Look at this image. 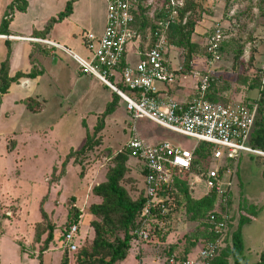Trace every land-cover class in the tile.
<instances>
[{
    "label": "rangeland",
    "instance_id": "rangeland-1",
    "mask_svg": "<svg viewBox=\"0 0 264 264\" xmlns=\"http://www.w3.org/2000/svg\"><path fill=\"white\" fill-rule=\"evenodd\" d=\"M6 1L0 0V16L5 10ZM163 1L147 0L141 6H147L142 18L136 19L137 25L140 22L136 50L141 53L150 46L153 12ZM188 1L192 9L186 16L194 19L197 31H192V34L199 39L198 43L201 42V53L189 54L187 59L186 48L174 47L168 41L167 55L174 48L178 50L179 54L174 55L182 72L187 65L190 67L189 64L196 69L201 68L198 72L210 71L213 85L208 92V100L223 104H261L259 94L264 86L261 69L264 63V0ZM88 2H92L90 14L98 24L103 15L102 9L98 1ZM6 9V13H10ZM219 23L224 31L217 58L205 63L208 59L205 45L207 32ZM74 37L83 43L81 33L74 34ZM189 41L191 43L193 40L189 37ZM193 44L195 46L191 51H196L197 44ZM81 46L84 47L83 44ZM5 49V43L0 40V62L4 59ZM83 60L89 61L87 58ZM126 60H136L133 50L127 53ZM71 68L70 64L67 70ZM78 68L81 73L96 77L79 65ZM60 85L61 92L69 86L66 83ZM104 86L102 83L95 87L94 82H90L87 91L92 93V99L87 96L81 100L70 89L60 92V97L57 95L58 98H53L51 102L55 104L46 105L42 113H33L28 109V103L34 106L33 102H27V96L31 95L30 79H21L17 86L9 90V97L15 100L13 103L9 101L8 111L1 114L0 109V264H61L64 256L66 264H75L74 253L65 250L61 243L71 206L80 212L76 236L78 248L91 241L89 223L91 220L99 222L100 217L91 215L88 206L101 200L92 194L91 189L104 182L115 166L113 157L122 150L132 124L131 116L117 95L112 111L102 114L115 94L110 87ZM45 91L48 95L55 93L49 88H45ZM89 105L92 107L89 108ZM262 106L263 112L264 102ZM82 107H85V112L81 115ZM262 112L259 111L257 119H262ZM133 126L147 143L166 140L186 149L195 144L193 139L175 134L146 119L133 121ZM86 140L92 145L89 150L68 155L78 150ZM195 153L197 170H190V174L185 175L173 172L168 186L163 188L168 214L163 219L150 218L142 224L149 232L146 240H130L133 249H139L143 259L135 261L128 252L122 261L115 264H148L157 257L191 258L196 255V243L203 239L204 216L194 215L191 218L192 212L186 210V198L194 201L209 192L203 182L195 177L215 163L209 161L208 151L203 150L201 144L197 145ZM258 156L243 153L235 161L234 180L228 205L224 207L230 215V222L214 261L221 259L226 264H232L225 249L230 247L231 233L242 216L249 222L243 225L242 262L253 261L261 250L264 242V156ZM124 168L119 183L130 199L135 200L143 194L144 188L141 163L129 156ZM215 205L213 210L216 209ZM47 236L49 240L45 242Z\"/></svg>",
    "mask_w": 264,
    "mask_h": 264
},
{
    "label": "built area",
    "instance_id": "built-area-1",
    "mask_svg": "<svg viewBox=\"0 0 264 264\" xmlns=\"http://www.w3.org/2000/svg\"><path fill=\"white\" fill-rule=\"evenodd\" d=\"M135 0H104V28L99 36L84 33V47L90 52V60L75 57L78 65L95 75L100 82L110 87L123 103L125 111L131 116L130 133L123 144L129 156L141 163L145 170L143 176L144 202L139 212L141 226L133 231L134 238L146 240L149 232L143 228L152 216V210L165 212V205L156 196L163 185L170 181L172 172L190 174L193 150L199 142L211 147L209 161L214 162L199 177L205 189L215 195L214 210L208 214L212 224L213 239L203 238L197 241V253L194 257L176 258L175 256L157 257L148 264H210L217 255L224 237L227 235L230 215L224 207L228 204L230 188L234 180L236 159L243 153L264 156V152L248 145V137L253 127L256 104H223L204 98L211 82L209 70L195 72L197 76L195 91L187 101H177L168 93L160 94L155 87L157 82L166 86L175 83L176 76L182 72L181 65H172L166 57L169 47L166 38L168 25L175 20L177 7L182 0H168L170 7L166 18L158 21L153 33V41L142 52V57L134 66L120 67L126 46L139 40L135 28L137 8ZM15 36L0 34V38ZM36 42L45 40L30 38ZM222 39V26L215 24L206 36V52L210 63L217 58L218 46ZM264 72V63L261 66ZM121 85L123 89L117 87ZM146 119L175 134L191 138L195 144L190 149L180 148L166 140L147 143L140 138L133 121ZM225 164V165H224ZM76 224L70 223L62 235V246L68 252L76 249ZM133 238V239H134ZM134 264H147L136 262Z\"/></svg>",
    "mask_w": 264,
    "mask_h": 264
},
{
    "label": "trees",
    "instance_id": "trees-1",
    "mask_svg": "<svg viewBox=\"0 0 264 264\" xmlns=\"http://www.w3.org/2000/svg\"><path fill=\"white\" fill-rule=\"evenodd\" d=\"M147 0H135V6L137 8V14L135 15V19L142 18V15L145 14V8L147 6L141 7L143 4L146 3ZM25 0H11L10 3L7 5L10 13L14 10L16 11H24L25 9ZM191 2L188 0H182V6L177 7L176 17L173 22H171L167 29H166V38L168 41L172 42V45L175 47H179L181 49L186 48L187 59H189V54H191L192 48H194V44L190 43L189 37L193 30L194 26V19L190 16H186V14L191 10ZM170 7L168 6V0H164L162 5L155 9L153 12L154 14V21L150 31V38L151 41L148 45H151L153 41V33L157 29L158 21L166 18L169 14ZM70 11V2H67L64 9L56 14V16L51 17L43 27V29L39 32H34V34H44L47 32L51 23L56 22L62 19L65 15H67ZM191 13V12H190ZM8 13L2 17L0 26L2 27L3 31H5L7 22L9 17ZM140 22H138L137 30H140ZM224 30H222L223 33ZM220 44L218 46V50L220 49ZM185 67V66H184ZM184 69H189L188 65ZM264 74V72H263ZM22 73H15L12 77L7 76L6 71V63L2 61L0 63V94L5 93L10 82L16 81L20 77H31L33 72L24 75ZM261 77V74H259ZM212 80L210 82L209 88L204 94V98H208V92L212 88ZM264 83V81H263ZM117 87L123 89V87L117 84ZM260 100L261 104L258 102H253L256 104V112L253 122V127L248 137V145L252 148H256L260 151H264V111H261L263 107L262 104L264 102V86L260 91ZM114 97H117L116 94H113V98L110 102H108L102 112V114H108L112 111V105L114 103ZM32 102V99L27 98V102ZM28 109L31 112H37L38 108L34 105L31 107L28 103ZM262 112V119H257L258 113ZM257 119V120H256ZM201 144L203 150L208 151L210 154L211 147L208 144L199 142L195 145L193 150L194 158L192 160L191 170H197L195 168V152L197 145ZM92 147L89 140H86L82 146L76 150L71 151L68 153H84L85 151L89 150ZM201 149V148H200ZM126 157H129V153L127 149L120 150L118 153L115 154L113 157L114 161L116 162L115 166L109 171L108 175L106 176V180L104 182H100L97 185H94L91 189L92 194L101 198L100 202L90 204L88 206V212L95 216L100 217V221L91 220L89 226L92 229V238L91 241L78 248L76 242V249L72 252L74 253V263L75 264H115L122 261L127 253L129 248V242L132 238H134L133 231L141 226V220L139 219V212L141 206L144 202V188L143 194L139 196V198L132 200L126 193L125 189L119 183V180L125 170L124 162ZM259 157V156H258ZM175 172V171H174ZM173 173V172H172ZM142 177L145 174V170L141 169ZM173 175V174H172ZM177 183V181H175ZM183 182H180L181 184ZM168 185H163L160 190L157 192V197L160 199V203L165 205V212L163 215H159V210H152V216L150 218H154L157 220L163 219L167 214V201L166 197L163 194V188ZM162 192V193H161ZM215 202V195L213 192L209 191L201 198L190 201L189 198H186V210L192 212L191 218L194 215H201L204 216L202 220V224L204 226V231L202 233L203 238L213 239L212 233V224L211 221L208 219V214H210L213 210V204ZM228 205V204H227ZM80 216V212L74 206L70 207L69 212L67 213L66 220L67 225L70 223L76 224L77 226V234H78V223ZM249 223L247 218L240 217L235 230L231 233L230 236V247L226 253L230 256L232 260V264H264V242L262 244L261 250L258 253V258L254 262H242V255H243V239H242V227L244 224ZM66 225V226H67ZM66 229V228H65ZM120 235L118 234L119 232ZM64 232V231H63ZM61 234V238L63 235ZM49 240V236L45 239V242ZM220 251V249H219ZM219 251L217 254H219ZM216 255L215 257H217ZM215 257L211 260L210 264H226L224 260L218 259L215 260ZM178 258V257H176ZM185 258V257H181ZM67 259L64 256L61 264H66Z\"/></svg>",
    "mask_w": 264,
    "mask_h": 264
},
{
    "label": "crops",
    "instance_id": "crops-1",
    "mask_svg": "<svg viewBox=\"0 0 264 264\" xmlns=\"http://www.w3.org/2000/svg\"><path fill=\"white\" fill-rule=\"evenodd\" d=\"M10 1L11 0L6 1L5 10L0 16V22L2 17L7 14L6 7ZM25 1L26 4L24 11L8 13L9 15L7 16L9 19L5 31H3L2 27L0 26V34L15 36V38H0V40L3 41L6 46L4 59L2 61H5L6 63L8 77H12L17 72L24 75L33 72V75L31 77H20L16 81L10 82L6 92L2 93L1 95V114L8 111L9 107L7 106L9 105V101L12 103L14 102L15 99L13 100V98H10L8 92L10 89H12V87H14V85L17 86V83L21 79H30L31 95L27 97L32 99L33 104L38 108V111L33 113L45 112L46 105L55 104L51 102L53 101V98H58V96L60 97L59 93L62 89L60 85L61 83H66L67 85L69 84L68 87L66 86L63 88V91L69 89L73 90L75 92L74 96L80 97L81 100L83 97L85 98L87 96L90 98L92 93L87 91L90 82H94L95 87L102 85V82H100L98 78H94L88 73L80 72L78 63L76 62L74 56H77L80 59L87 58L90 60V52L85 47L81 46L83 44L82 41L79 43V40L74 37V34L81 33L82 40L84 33L88 32L95 36H99L102 33L105 17L104 0H96L98 1L103 12L98 24L93 18V15L90 14L92 2H88L89 0ZM67 2H70V11L67 15H65L62 19L51 23L48 31L44 32V34H34V32H39L43 29L48 19L56 16L57 13L62 11ZM192 31H197L196 26H193ZM193 32L190 34V39L193 40L191 43L197 44V50L192 51L191 54H200L201 50H199V45L201 42H197L199 39L194 37V34H192ZM30 38H38L45 41L36 42ZM136 45L137 41H131L126 46L120 67L124 65L134 66L142 57L141 51L136 50ZM132 50L136 56V60L128 62L126 60V56L127 53ZM174 54H179L176 48L171 50L169 55L166 53V57L169 59L172 65H180L177 63ZM70 64L72 68L67 70ZM189 66V69H185V71L176 76L174 84L166 86L161 82H157L156 84L159 93H168L173 99L181 102L189 100L194 93V86L196 83L195 80L197 78L195 72L201 70V68H194L191 64H189ZM45 88L54 90L55 93L48 95L45 91ZM54 94H56L55 97H53ZM63 98L64 97L62 96V99ZM59 100L58 102H60ZM84 106L86 107L85 104ZM85 107L81 108V115L85 112ZM91 107L92 106L89 105V108ZM243 231L244 230L242 227V239L244 245ZM128 252L132 254L135 261L143 259L139 249H133L130 242L127 253ZM257 258L258 256H256L251 262L256 261Z\"/></svg>",
    "mask_w": 264,
    "mask_h": 264
}]
</instances>
